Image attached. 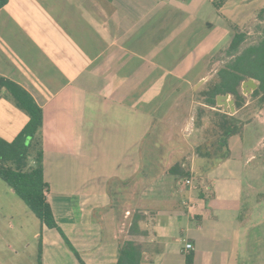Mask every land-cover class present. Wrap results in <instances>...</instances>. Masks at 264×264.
I'll use <instances>...</instances> for the list:
<instances>
[{
	"label": "crops",
	"instance_id": "crops-1",
	"mask_svg": "<svg viewBox=\"0 0 264 264\" xmlns=\"http://www.w3.org/2000/svg\"><path fill=\"white\" fill-rule=\"evenodd\" d=\"M262 8L264 0H8L0 8V77L41 108L43 171L53 168L43 172L45 196L77 254L37 220L41 264H116L127 243L139 264H264V182L246 178L264 160L256 154L264 133L245 141L238 133L219 154L192 157L164 138L185 126L171 112L204 79L207 56ZM181 86L170 100L165 88ZM27 119L2 88L0 138L11 140ZM153 137L167 144L161 152ZM181 168L200 183L189 188ZM61 182L70 187H53Z\"/></svg>",
	"mask_w": 264,
	"mask_h": 264
},
{
	"label": "rangeland",
	"instance_id": "rangeland-1",
	"mask_svg": "<svg viewBox=\"0 0 264 264\" xmlns=\"http://www.w3.org/2000/svg\"><path fill=\"white\" fill-rule=\"evenodd\" d=\"M254 19L255 20H251L250 23L246 25H240V28H237V26L232 27L231 32H229L231 38L235 32L243 35L244 39L240 44V50L246 48L250 44H254L260 37V25H262V23L258 19V15L255 16ZM223 51V48H218L213 51L212 55L207 56L204 68L201 71V75L205 81L195 88L194 91L193 88L196 84L192 89L187 88V90L181 94L180 102L177 106L178 108L171 112V116L176 119H181V121L182 119H186V124L181 130H166V132L171 131L172 135L170 133V136L165 135L164 138L167 139L170 137L168 141H171L174 138V143L182 144L185 149H187V157L188 155L189 157H192L193 154L198 155L195 151L201 153V151L207 150L213 155L215 152L218 153L223 151L222 146V149H219L218 147L220 146V140H222V130L220 129V126L223 124L224 117L235 118L241 123L240 133L241 135L243 134L244 141L246 139L249 140L250 137L257 138L260 134L264 133L263 126L261 125L258 127V123L252 120L256 115L260 117V120L264 119V100L260 101L261 95L251 96V93L243 94L241 87H239L240 93L242 94L241 102L238 108L235 107V112L229 113L227 110H224L222 107H218L215 104L213 107H208L203 103L205 97L195 93L205 90L208 85L219 80L217 72L226 62L224 54L222 53ZM199 65V62L195 64L194 69L190 72L191 75L196 73L199 69ZM167 90L170 91L168 98L172 100L173 97L177 95L176 91H182L184 90V87H176L175 91H172L171 88L167 87L165 88V91ZM230 98L233 99L232 95H230ZM247 132L251 134L250 137H246ZM179 136H183L184 138H179ZM153 138L159 143L157 137ZM166 146L167 144L164 145L159 143L157 144L156 149L158 152H161V147ZM157 151H154V154H156ZM165 152H167V150H165L164 153ZM256 154H261V158H263L264 150L256 152ZM169 159L170 162H175L178 158L177 155L174 154ZM215 159L218 160V158ZM28 164L32 165V160L29 159ZM176 167L177 165L174 164L171 169ZM52 169L53 168L47 166L46 171L44 167L43 172L46 173V175H51ZM65 169L66 168H58L60 172H64ZM186 170L187 168H181L182 172H187ZM194 172L195 169L193 174ZM184 178L191 182L193 188L195 184L197 185L200 183L198 178ZM246 178L248 179V182L252 179L264 182L263 159L260 161H254L249 165ZM82 185L83 184H77L76 186L79 188ZM53 187L66 189L67 187H70V184L61 182L53 184ZM261 190L264 191V188ZM38 224L35 216L0 179V264H38L39 253L37 239L33 238V233L37 230ZM60 229L62 231L61 227ZM45 262L46 264H49V259H47V261L45 259Z\"/></svg>",
	"mask_w": 264,
	"mask_h": 264
},
{
	"label": "trees",
	"instance_id": "trees-1",
	"mask_svg": "<svg viewBox=\"0 0 264 264\" xmlns=\"http://www.w3.org/2000/svg\"><path fill=\"white\" fill-rule=\"evenodd\" d=\"M8 0H0V8ZM225 0H213L215 7H220ZM261 21L260 37L257 42L240 50L243 35L235 32L226 49L222 52L226 59L225 65L217 72L218 81L208 85L205 90L197 93L205 97L204 104L213 107L215 96L228 93L232 95L234 106L239 107L242 94L239 87L249 78L257 82V88L251 92V96L261 95L264 100V8L258 13ZM12 97L17 108L23 111L28 119L23 128L11 140L0 138V179L12 190V192L24 203L27 209L35 216L41 225L49 229H56L65 243L70 246L64 233L56 224L45 193L49 191V184L43 178V152L40 145V128L42 125V111L33 98L19 85L0 77V90ZM222 140L220 146L226 145V139L240 133L241 123L235 118H223ZM208 154V153H207ZM219 154L215 152V155ZM29 159L33 164H28ZM221 159V156L218 158ZM183 177H189V172H180ZM136 247L127 243L122 248L116 264H139ZM136 254V258L134 255ZM40 263V255L38 257Z\"/></svg>",
	"mask_w": 264,
	"mask_h": 264
},
{
	"label": "water",
	"instance_id": "water-1",
	"mask_svg": "<svg viewBox=\"0 0 264 264\" xmlns=\"http://www.w3.org/2000/svg\"><path fill=\"white\" fill-rule=\"evenodd\" d=\"M204 82V79H201L193 88H197ZM257 88V83L255 80L249 78L241 83V89L243 94H249ZM215 105L222 107L224 110H227L229 113L235 112L234 100L230 98L228 93L218 94L215 96Z\"/></svg>",
	"mask_w": 264,
	"mask_h": 264
},
{
	"label": "built area",
	"instance_id": "built-area-1",
	"mask_svg": "<svg viewBox=\"0 0 264 264\" xmlns=\"http://www.w3.org/2000/svg\"><path fill=\"white\" fill-rule=\"evenodd\" d=\"M185 184L188 186V187H190V188H193V186H192V184H191V182L189 181V180H185ZM184 250H191L192 249V246H191V244H189V243H186L185 245H184Z\"/></svg>",
	"mask_w": 264,
	"mask_h": 264
}]
</instances>
